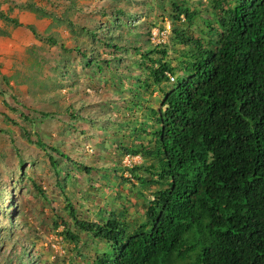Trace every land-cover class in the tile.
<instances>
[{
    "label": "trees",
    "instance_id": "obj_1",
    "mask_svg": "<svg viewBox=\"0 0 264 264\" xmlns=\"http://www.w3.org/2000/svg\"><path fill=\"white\" fill-rule=\"evenodd\" d=\"M43 1L24 0L23 6H8V0H1L0 6L6 7L0 9V37L8 38L21 28L37 37L42 42L41 54L54 50L52 72L64 70L68 56L74 53L84 68L110 79L111 61L118 64L129 59L143 73L131 85L158 94V106H145L139 121L134 113L142 109L143 99L137 94L129 98V118L122 121L126 134L117 137L99 132L120 156L141 159L142 164L124 167L128 178L119 175L121 184L135 187L133 181L140 188L156 187L146 196L140 193L141 219L130 223L121 207V211L98 209L97 220L90 221L78 216L66 198L62 209L70 224L65 219L59 224L51 217L48 220L53 228L62 226L58 235L71 244L72 258L67 264H72L79 255V244L85 241L97 247L90 264H264V0H206V17L198 36L178 23L182 20L191 29L200 10L168 1L169 47L182 48L175 64L167 59V45L143 47L132 32L121 38L125 23L119 20L123 15L119 7L112 8L110 26L101 32L98 27L80 26L76 0ZM14 8L33 14L36 20H47L48 25L38 32L34 25L23 24ZM57 28L88 40L96 33L102 38L96 40V47L82 44L83 48L74 41L68 48ZM104 50L110 58L102 57ZM43 63L40 57L35 73L41 72ZM1 80L7 91L0 90V105L5 109L0 114L5 124L0 134L16 147V128L27 144L46 156L54 185L61 192L66 185L73 186L71 180L60 177L67 172V164L74 165L60 145L67 130L76 132L81 121H94L93 116L80 112L85 102L57 106L50 112L36 110L16 101L11 93L10 80L19 84L16 75H1ZM46 81L48 86L38 81L29 85L32 102L50 104L63 96L54 77ZM48 89L55 92L48 94ZM53 111L65 114L67 120L61 128L55 126L59 140L50 145L35 130L36 121L50 120ZM15 154L11 168H5L8 181L3 183L0 176V241L8 248L0 255V264H53L36 252L31 236L28 242L16 244L20 238L11 234L19 229L20 210L12 198L17 196L15 184L24 183L18 193L23 187L41 193L32 181V171ZM38 164L39 158L30 159L29 166L35 171ZM75 165L85 175L93 169ZM116 167L121 165L101 168L104 177L111 169L116 172ZM3 197H7L12 219L5 216Z\"/></svg>",
    "mask_w": 264,
    "mask_h": 264
},
{
    "label": "rangeland",
    "instance_id": "obj_2",
    "mask_svg": "<svg viewBox=\"0 0 264 264\" xmlns=\"http://www.w3.org/2000/svg\"><path fill=\"white\" fill-rule=\"evenodd\" d=\"M1 1V0H0ZM8 6H23L24 0H8ZM39 4H44L43 0H34ZM174 0H120L118 3H113L112 0H76V9L78 11L76 17L80 26H86L89 29L99 28L102 32L109 28L112 20V8H121L123 15L119 16V20L125 23V27L121 28V38H127L129 33H135L134 39L138 40L141 46H157L167 45V59L175 64L179 59L181 47L179 45L171 46V31L170 23L167 19L169 10V2ZM182 2L185 6L194 7L195 10H200L195 18L196 25L191 29L186 27V24L181 20L178 25L188 30L194 36H198V29L202 27L201 21L206 17L204 9L207 6L206 0H175ZM3 8L6 7L2 4ZM14 8L16 17L23 24H32L38 32H42L48 25L47 20H36L33 14ZM133 16V17H129ZM59 36L62 38L66 47H72L73 42L81 43L89 47H96V40L102 38V35L96 33L93 40H88L87 37H82L78 34H69L64 28H57ZM120 33V32H119ZM41 41L37 37H33L24 29L14 30L10 37H0V90H5V85L2 83L1 75L15 76L19 84H14L10 80L12 91L16 95V101L25 106H31L36 110H44L50 112L54 107L61 106L65 108L67 104H74L79 101H84L85 106L80 109L83 116L91 115L95 119L91 123L89 121H81L76 125V132L70 129L65 132L61 138L60 149L66 154L74 165L67 164V172H61L60 177L71 180L74 184L66 185L62 192L54 185L48 167L46 156L35 150L31 145L27 144L21 133L14 128L16 147L8 141L6 136L0 134V154L4 158V164L0 165V176L2 182L8 181L6 170L10 169L15 162L12 158V153L19 157L25 164L26 169L32 171V181L41 193L34 189L21 188L18 193L17 188L24 183L15 184V192L17 196H13V201L18 206L20 212L16 220L19 229L14 230L11 234L14 238H20L17 243L28 242V236L35 241V250L44 258H47L53 264H67L69 258H72V252L69 250L71 244L62 240L58 235L62 226L56 228L51 226L49 217L53 218L55 223L59 224L60 219H65L70 224V219L62 209L66 198H69L77 215L90 220H97L98 209H112L121 211L124 208V214L127 221L136 223L141 219L143 212L140 193L144 196L156 189L155 186H147L140 188L133 181L135 187L130 184H121L117 178L122 175L128 178V173L124 167L130 168L135 164H140L139 156L129 157L127 155L120 156L114 144H109L108 140L103 139L99 132H105L108 135L121 137L126 134L127 130L122 124L123 120L129 118L127 110L129 98L134 94L142 97L140 103L141 110L136 111L135 117L139 121L145 106L156 108L158 106V94L156 92L138 91L131 84L134 78L138 75L143 76V73L133 66L131 60L123 59L118 64L112 60L110 79L96 75L95 72L84 68L79 62L77 56L72 53L68 56L69 60L65 64L66 68L58 72H52L51 67L55 54L53 49H49L43 54L38 51ZM94 43L93 45H91ZM81 47V48H82ZM85 48V47H83ZM38 53H40L38 55ZM102 57L110 58L109 51L104 50L101 53ZM40 57L43 58L42 70L35 73L37 63ZM26 68L30 69L28 73ZM28 73L23 77V73ZM114 72V74L112 73ZM113 74V75H112ZM65 75H73L72 79L64 77ZM54 77L56 87L59 88L62 97L53 101L50 104H42L41 102H32L28 96L29 85L32 86L36 81L41 82L42 86L46 84L47 77ZM58 85V86H57ZM126 87V88H125ZM54 90L48 89V94L54 93ZM6 101L12 102L6 97ZM5 109L0 105V114ZM7 112V111H5ZM50 120L36 121V133L50 145H55L59 140V133L55 126L61 128L63 122H66L67 117L63 113L52 112ZM10 118H14L12 114H8ZM53 118V119H52ZM0 115V128L4 126ZM91 126V127H90ZM80 129L83 132H80ZM39 158V164L36 166L39 169L35 171L34 167L29 166L30 159ZM13 159V161H12ZM75 164L84 166H92L93 169L88 175L77 169ZM117 164L121 167H116V172L109 170L104 177L101 168H114ZM142 164V163H141ZM7 168V169H5ZM66 174L69 177H66ZM26 182V181H25ZM27 183V182H26ZM18 197V198H17ZM44 197V199H43ZM4 207L7 208L5 216L13 218L8 210L9 203L7 197H3ZM56 216L60 217L58 220ZM1 240V239H0ZM97 247L89 241L79 244V255L72 259V264H90V259H93L94 251ZM8 248L0 241V255L5 254ZM1 257V256H0ZM173 264H180L174 262Z\"/></svg>",
    "mask_w": 264,
    "mask_h": 264
},
{
    "label": "built area",
    "instance_id": "obj_3",
    "mask_svg": "<svg viewBox=\"0 0 264 264\" xmlns=\"http://www.w3.org/2000/svg\"><path fill=\"white\" fill-rule=\"evenodd\" d=\"M169 80L172 81L173 80L172 77H169Z\"/></svg>",
    "mask_w": 264,
    "mask_h": 264
},
{
    "label": "crops",
    "instance_id": "obj_4",
    "mask_svg": "<svg viewBox=\"0 0 264 264\" xmlns=\"http://www.w3.org/2000/svg\"><path fill=\"white\" fill-rule=\"evenodd\" d=\"M0 9H3V6H0Z\"/></svg>",
    "mask_w": 264,
    "mask_h": 264
}]
</instances>
